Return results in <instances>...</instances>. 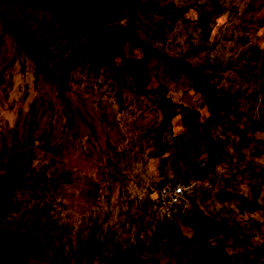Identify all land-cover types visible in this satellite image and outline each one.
<instances>
[{
    "label": "rangeland",
    "instance_id": "rangeland-1",
    "mask_svg": "<svg viewBox=\"0 0 264 264\" xmlns=\"http://www.w3.org/2000/svg\"><path fill=\"white\" fill-rule=\"evenodd\" d=\"M220 1L226 9L213 23L207 45L212 50L199 51L189 61L221 65L222 71L206 68L204 73L217 74L218 77L212 80L225 92L245 91L248 96H241L239 100L241 110H246L262 125L253 124L244 114L237 117L236 125L240 128L249 126L252 137L250 145L240 150L233 148L239 140L236 134L216 130L213 136L224 140L230 137L225 146L228 154L221 163L212 156H209L211 161H207L196 120L187 135L192 139L188 148L179 149L183 159L172 162L176 153L162 145L163 140L158 144L155 138L160 116L152 101L135 94L132 87H127L130 83L126 80L118 90L110 78L105 79L102 71L96 77H91L90 73V79L84 78L86 66L83 64L87 63L91 51L74 63L73 71L66 72L69 89L75 94L60 100L56 88L43 76L35 74L30 57L11 37L12 28L8 23L12 17L23 16L24 9L18 5L1 9L4 20L0 21V26L2 22L7 30H0V119L12 120L18 115L20 121L24 120L30 101H34V130L42 132L45 129L50 133V143H59L58 147L63 145L55 162H51V154L41 148L43 141L35 143L34 153L37 159L43 158L55 174H70V181L55 192L50 211L54 225H62L65 233L51 232L44 241H38L41 260L19 258L12 264H73L70 247L86 238L88 226L94 221L104 230L111 228L122 240L133 242L136 237L148 247L155 225L165 221L155 196L161 188L174 185L180 176L196 186L191 196L193 201H190L197 204L206 217L234 219L245 226L244 244L230 248V254L238 251L245 259L247 248L264 241V176H256L264 168V155H258L254 149L263 151L264 147V0ZM194 9L192 7L187 13L192 20ZM111 25L112 22H107L101 31ZM80 46L79 40L67 46L63 43L61 55L54 58L56 65L67 58L70 49ZM46 53L51 60L52 55L47 49ZM51 63L47 62V65L51 66ZM148 67L150 75L166 86L167 95L173 102L195 106L199 121L207 115L205 104L190 87L186 75L166 79L165 67L155 59L150 60ZM71 78L82 79V83L72 84ZM155 85L156 81L151 80L149 86ZM171 125L172 135L179 136L186 131L178 115L171 119ZM251 187L258 193L257 200L249 199L252 217L246 209H240ZM9 222L4 219L0 222V247L11 240ZM2 225L9 227L4 229ZM178 229L182 237L174 233L160 240L149 255L150 259L156 260L157 264H189L195 260L198 252L192 247L186 248L183 246L186 243L182 242L192 241V231L186 226L178 225ZM20 236L18 229L14 238ZM0 264H4L1 254Z\"/></svg>",
    "mask_w": 264,
    "mask_h": 264
},
{
    "label": "trees",
    "instance_id": "trees-1",
    "mask_svg": "<svg viewBox=\"0 0 264 264\" xmlns=\"http://www.w3.org/2000/svg\"><path fill=\"white\" fill-rule=\"evenodd\" d=\"M15 5L22 6L24 10L23 16L19 19L12 17L8 23L12 28L11 37L30 57L35 74L43 76L56 88L57 97L63 101L68 95L75 94L69 89L66 72L73 71L74 63L91 51L87 63L83 64L86 66L84 78L90 79V73L91 77H96L102 71L105 79L110 78L118 90L126 80L130 83L127 87H132L135 94L152 101L160 116L155 138L158 144L163 140L162 145L176 153L172 162L177 158L183 159L179 149L188 148L192 141L187 135L194 120L199 127V141L208 156L207 161L210 162L209 156H212L217 163L225 161L228 154L225 146L230 137L224 140L213 136L216 130L221 129L222 133L229 130L236 134L239 140L233 148L240 150L250 145L252 137L249 136V126L240 128L236 125L237 117L244 114L253 124L262 126L246 110H241L239 100L241 96H248L245 91L225 92L212 80L218 77L217 74L204 73L206 68L222 71L221 65L189 61L199 51L212 50L207 45L213 23L226 9L220 0H0V21L4 20L1 9ZM192 7L195 8L194 20L187 16ZM107 22L113 25L101 31ZM1 25L0 30L6 31V26L2 22ZM175 35L180 36L179 39ZM77 40L81 42L80 48L70 49L67 58L61 59L57 66L54 58L61 55L62 44L67 46ZM46 49L52 55L51 60ZM137 53L140 55L135 56ZM151 59L165 67L166 79L186 75L190 87L205 104L207 115L203 119L198 120L199 111L195 106L170 99L166 86L149 73ZM153 79L156 85L151 87L149 83ZM70 81L76 85L82 83V79L71 78ZM27 113L21 121L18 115L12 120L0 119V222L3 219L10 221L8 225L11 227L10 242L0 247L4 264H12L19 258L41 260L38 241H44L51 232L65 233L62 225H54L50 211L55 192L70 181V174H55L48 163L43 158L37 159L34 153L35 143L43 141L41 148L50 153V161L55 162L63 145L58 147L59 143H50V133L45 129L42 132L34 130L36 119L32 100ZM176 115L182 127L186 128L179 136L171 132V119ZM166 134L171 137L166 138ZM254 149L258 155H264V147L263 151ZM256 176H264V168ZM178 180L176 183H192L184 176ZM195 188L188 195L186 208L180 206L182 209L169 219L155 225L148 247H144L136 237L133 242L122 240L111 228L104 230L101 224L92 222L86 238L79 240L77 246L70 247L73 264H157L149 255L165 237L174 233L182 237L178 225L190 228L193 233L192 241H182L186 243L183 246L198 252L189 264H264V241L247 248V260L242 259L238 251L229 253L230 248L244 244L245 226L234 219L206 217L198 205L191 202ZM250 198L258 199L253 187L248 189L240 208L241 211L246 209L252 217ZM8 225L2 226L7 229ZM18 229L21 236L14 238Z\"/></svg>",
    "mask_w": 264,
    "mask_h": 264
},
{
    "label": "built area",
    "instance_id": "built-area-1",
    "mask_svg": "<svg viewBox=\"0 0 264 264\" xmlns=\"http://www.w3.org/2000/svg\"><path fill=\"white\" fill-rule=\"evenodd\" d=\"M194 184L176 183L161 188L155 196V203L160 208V215L169 219L177 210L188 206V195L191 194ZM180 206L182 208H180Z\"/></svg>",
    "mask_w": 264,
    "mask_h": 264
}]
</instances>
